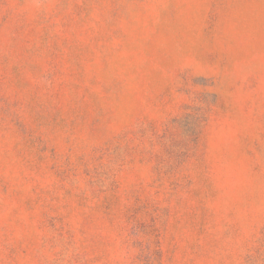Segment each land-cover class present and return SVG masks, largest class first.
Masks as SVG:
<instances>
[{"label":"rangeland","instance_id":"obj_1","mask_svg":"<svg viewBox=\"0 0 264 264\" xmlns=\"http://www.w3.org/2000/svg\"><path fill=\"white\" fill-rule=\"evenodd\" d=\"M0 264H264V0H0Z\"/></svg>","mask_w":264,"mask_h":264}]
</instances>
